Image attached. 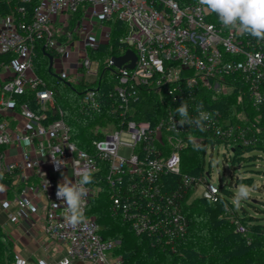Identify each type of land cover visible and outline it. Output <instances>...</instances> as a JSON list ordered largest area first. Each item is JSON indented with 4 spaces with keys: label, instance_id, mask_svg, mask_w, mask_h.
<instances>
[{
    "label": "built area",
    "instance_id": "obj_1",
    "mask_svg": "<svg viewBox=\"0 0 264 264\" xmlns=\"http://www.w3.org/2000/svg\"><path fill=\"white\" fill-rule=\"evenodd\" d=\"M0 172L10 180L12 198L0 202L10 220L25 221L40 211L46 241L66 246L56 263L123 264L115 257L119 241L102 237L93 199L106 186L110 210L137 236L174 251L186 239L182 204L201 188L199 198L217 203L219 185L209 172L181 171L187 147L213 150L252 145L256 137L209 106L238 92L243 105L264 111V40L225 28L215 13L198 0H0ZM126 25L120 51L98 69L89 55L110 37V22ZM38 51L48 61L52 77L78 93L80 111L100 116L105 105L117 116L113 130L100 132L92 151L81 148L53 91L36 68ZM131 51L120 67L112 57ZM52 57L49 69V59ZM57 65V66H56ZM55 68V70L53 69ZM112 77V91L100 90L103 73ZM144 93L165 96L168 104L155 122L135 120ZM181 101L191 117L197 107L212 113L202 129L177 127L175 109ZM246 120V119H245ZM25 138L30 142L24 143ZM91 171L93 182L76 227L65 220V205L57 199L61 182L75 181V172ZM13 210L8 211L7 208ZM235 231L243 225L231 221ZM14 264H25L16 259Z\"/></svg>",
    "mask_w": 264,
    "mask_h": 264
},
{
    "label": "trees",
    "instance_id": "obj_2",
    "mask_svg": "<svg viewBox=\"0 0 264 264\" xmlns=\"http://www.w3.org/2000/svg\"><path fill=\"white\" fill-rule=\"evenodd\" d=\"M8 12L6 5L0 3V14H5ZM110 37L107 43L97 48V50H89V55L93 59L96 52H100V56L107 58L118 54L120 51L119 40L126 33V25L122 22L111 21L110 22ZM3 58L0 57V61ZM36 68L39 74L46 80L48 87L53 91L54 97L58 105L63 109L64 119L70 125L72 129V138L77 142V144L87 151H92V141L98 139L100 134H93L91 131L86 132L85 126L88 125L87 122L93 119V117H98L95 115H87L82 113L77 107L79 104V91L84 87L69 88L68 86L62 85V83L52 77V74L48 70V61L45 57H42V52L38 51L36 56ZM105 60V61H106ZM103 83H101L100 90L104 93H110L112 91V77L106 72L103 73ZM238 92L232 93V95L219 98L216 103H209V106L214 108H220L225 117L230 118L232 122H236L239 125H246L248 121L239 119L236 114L231 116V111L233 108L232 100L237 97ZM168 104V99L163 96H158L154 93H144L142 99L136 106V115L133 116L135 120L139 121H150L155 123L160 116L164 113ZM242 110L243 105L241 102L236 105V107ZM109 106L105 105L104 115H100V118L108 117L110 120H117V116L112 114ZM245 107L252 113L257 114L260 118L264 117V111L257 112L254 109H250L249 105L246 104ZM76 110V111H75ZM247 114V116H251ZM70 119H72L70 121ZM77 130L74 129V125L81 124ZM251 135H256L250 133ZM241 145H235L233 149H239ZM193 147H187L181 152V171L183 174L192 175L191 170L195 168V165L199 163L201 171L203 170L204 156L206 152L205 146L197 147V149H192ZM199 155V160L197 162ZM184 161V162H183ZM197 162V163H196ZM184 163V169H183ZM188 171V173H186ZM1 183L5 185L10 184V180L3 177L0 180ZM100 190L98 195L92 201L89 209V213L94 215L96 222L100 227V232L105 239L119 240L121 244H127L126 252L127 255H120L123 264H163L161 263L162 258H170L172 261H180L179 264H194L191 259H188L183 253L188 243V232L186 239L180 244L179 251L172 254L170 252L163 253L162 247L152 243L147 237L137 236L130 229L129 225L122 221L118 214L112 213L110 210V201L108 198V190L106 186L99 183ZM221 196L217 203L209 202L208 200L196 197L189 201L190 192L187 193L185 197L181 210L182 214L187 220L188 230L189 224L193 223L195 219L201 212H206L207 223L211 227L209 237L212 239V246L209 250L203 248L205 253L202 256L193 257L201 262V260H208V264H264V224H261L254 219L250 222L244 221L243 217L239 216L236 212L234 216L244 227L245 231L239 233L235 231V225L231 223L223 224V221L219 219L222 214V206L227 202V198L224 195L223 187L219 185ZM227 228L226 231L222 227ZM5 235L0 225V264L7 263V259L13 257L11 254L8 258L5 256L7 251H11L10 245L4 243ZM129 243V244H128ZM130 246L132 249L128 250ZM123 249V248H122ZM121 250L119 246L114 249L113 254L118 255V251ZM181 252V254L179 253ZM6 259V260H5ZM195 260V261H196ZM217 261V263H215ZM13 264V262H12ZM174 264V263H169Z\"/></svg>",
    "mask_w": 264,
    "mask_h": 264
},
{
    "label": "rangeland",
    "instance_id": "obj_3",
    "mask_svg": "<svg viewBox=\"0 0 264 264\" xmlns=\"http://www.w3.org/2000/svg\"><path fill=\"white\" fill-rule=\"evenodd\" d=\"M104 44L105 43L100 44L98 48ZM105 60L106 58L100 56L99 51L96 52L93 56V61L100 70L102 69V65L104 64ZM53 69L55 70L54 67ZM233 98V104L231 106L233 110L231 111V116H233V114H236L239 119H246V121H248V124L244 126L239 124L238 125L241 128H246L248 133H254L256 135V142L252 145H241L242 147H240L239 149H230V147H226L222 143L216 144L213 150L208 147L205 152L204 163L202 167L204 173L209 172L210 177L214 183L220 184V186L223 187V192L227 198V202H225L222 206L223 211L219 219L223 221V224L225 223L224 225H226V223H231L232 219L236 215V212L239 214V216L243 217L244 221H248L250 225L253 224V222H250L251 219H254L252 217H255V221L264 224V117L260 118V116L255 113L251 114V111H249L248 109H245L244 112L249 115L251 114V116L245 117L241 108L239 109L238 106L236 107V105H238L239 103V100L235 97V95ZM77 108L80 110L79 104ZM71 120L72 119H70V121ZM87 124L88 125L85 126V131H91L93 134L98 133L99 135L100 132H110L113 130L112 120H110L107 116L104 118H100V116L93 117V119L88 121ZM80 125H82V123L77 125L73 124L74 129L77 130ZM192 149H197V147H193ZM198 160L199 155L197 162ZM186 173H188V171H186ZM189 173L195 176L202 174L199 163L196 164L195 168L192 169ZM241 183L248 185L251 189V193L250 197L247 200L242 201L239 205H236L233 197L237 187ZM0 184L3 185V190H0V202H6L7 200H10L12 198L10 190L7 189L10 184L5 185L1 182ZM195 193L196 194L189 198V201H192V199L198 197V195L201 193V188H198ZM222 228L224 229V231L227 230V228H225L224 226ZM210 231L211 227L207 223L206 212H201L195 219V221L189 224V230L187 223L189 244L187 245L183 253L188 259H191L190 257H192V263L208 264V260H201L200 262V260L197 261V258L193 257L202 256L205 253L203 248L209 250V247L212 246V239L209 237ZM4 235V243L10 245L11 247V251H7L5 253V256L8 258V256H10L11 254L13 255L12 258L7 260L5 259L7 261V263L5 264H12V262L14 264L15 260L17 259V255L15 253L13 242L9 238H7L8 233L5 228ZM46 245L47 243L44 245V248L46 247ZM118 246L119 248H121V250L118 251V255H114L115 257H120V255L128 254L125 250L127 244L123 245L119 242ZM53 247H55V252L50 256H47L46 259L51 263H56L58 259H60V257L65 254L66 246L54 243V246L50 247V250ZM132 247L133 246H130L128 250L132 249ZM179 247L180 246H178L174 251L169 249V247H162V252H170L174 254L179 251ZM179 253L181 254V252ZM23 260H25V264H40L39 259L31 257ZM179 262L180 261L173 262L172 259L167 257L162 258L161 261V263L163 264H179ZM131 263L133 264L134 260ZM215 263H217V261Z\"/></svg>",
    "mask_w": 264,
    "mask_h": 264
},
{
    "label": "clouds",
    "instance_id": "obj_4",
    "mask_svg": "<svg viewBox=\"0 0 264 264\" xmlns=\"http://www.w3.org/2000/svg\"><path fill=\"white\" fill-rule=\"evenodd\" d=\"M206 13H215L219 22L225 28L234 29L242 34L251 35L259 40H264V0H198ZM197 115L191 117L188 112V106L181 101L175 109L174 118L179 117L178 121L174 119V125L183 127L185 125L202 129L204 122L210 121L212 113L203 110V105L196 109ZM30 141L25 138L24 143ZM74 176L78 179L73 181L61 182L57 186V199L65 207V220L69 227H76L84 219V209L86 206V197L89 189L87 185L93 182L91 171L75 172ZM3 179V172H0V180ZM0 190L3 185L0 184ZM251 189L248 185L241 183L234 194L233 200L236 205L250 197ZM62 264H67L66 261Z\"/></svg>",
    "mask_w": 264,
    "mask_h": 264
},
{
    "label": "crops",
    "instance_id": "obj_5",
    "mask_svg": "<svg viewBox=\"0 0 264 264\" xmlns=\"http://www.w3.org/2000/svg\"><path fill=\"white\" fill-rule=\"evenodd\" d=\"M4 210L3 207H0V225L3 232L4 228L6 229L7 238L13 242L17 259L31 257L39 259L40 264L47 261L46 257L55 252V247L50 250L54 243L46 241L43 236L40 211L36 215L30 216L27 220L20 221L8 219ZM7 210L11 211L13 208L8 207ZM46 243L47 245L44 248Z\"/></svg>",
    "mask_w": 264,
    "mask_h": 264
},
{
    "label": "water",
    "instance_id": "obj_6",
    "mask_svg": "<svg viewBox=\"0 0 264 264\" xmlns=\"http://www.w3.org/2000/svg\"><path fill=\"white\" fill-rule=\"evenodd\" d=\"M48 59H49V69H50L51 62H52V57L49 56ZM129 59L131 60V63H129L127 65V67L128 68H132L133 64H134V61H135V56L133 55V53L131 51H126V53L123 56H120V57H112L111 61L113 62V64L116 67H120L122 64H124Z\"/></svg>",
    "mask_w": 264,
    "mask_h": 264
}]
</instances>
